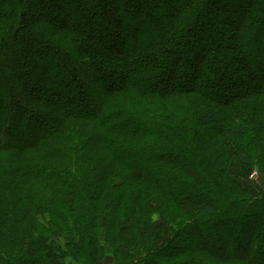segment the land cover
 I'll return each mask as SVG.
<instances>
[{"label":"trees","instance_id":"trees-1","mask_svg":"<svg viewBox=\"0 0 264 264\" xmlns=\"http://www.w3.org/2000/svg\"><path fill=\"white\" fill-rule=\"evenodd\" d=\"M154 1L0 0V264H264L259 4Z\"/></svg>","mask_w":264,"mask_h":264},{"label":"rangeland","instance_id":"rangeland-1","mask_svg":"<svg viewBox=\"0 0 264 264\" xmlns=\"http://www.w3.org/2000/svg\"><path fill=\"white\" fill-rule=\"evenodd\" d=\"M156 1H158L159 3H161L166 8V10H171V9H173V6L174 5L181 4V0H155L154 2H156ZM226 1L228 2V4L227 5L225 4V5L227 6L228 9H227L226 12H223L222 15L224 17L234 18L233 17V14H232V11H230V9L237 8V6H236V0H226ZM255 1H256L257 4H259V11L258 10H254L255 11L254 12L255 14L252 11L251 12L249 11L250 15H254V16L251 17V20H249V22H252L253 21V25L251 26L250 24H247L246 26L251 27L250 28L251 30H257V31H259V38H255L253 40V42H251V43H255L256 45L258 44V47H259V44H261L260 45V50L261 51L263 50V53L260 54V56H259V52L258 53H255V54H253L251 56H249L251 58V65L253 67H255V66L259 67V60L260 59H263V57H264V8H262V4H263V1L262 0H255ZM73 4H74V0H68L67 7L70 10V14H71L72 20H77L76 18L78 16H80V14H77V9L76 10L74 9L75 7H73ZM94 4H95V0H91V2H90V9L91 10L93 9ZM125 7H126V4H125ZM156 12H158V11H155V13ZM110 17L113 18L114 15L113 14H110ZM157 17L158 16H156V18ZM256 22H257V24H256ZM141 29L143 30V32L142 31L139 32V40H141V42H142L143 41V36L144 37L145 36H149L150 33L147 34V32H146L148 30L147 29V25L142 26ZM2 78L0 77V82H2L3 79H5V78H3V79ZM212 78H215L214 73H211L210 71H208V74L206 75V79H210V80H209V82L206 83L205 90H208V93L209 94H217V92L214 91L215 90V84H214L213 81H211ZM14 91L15 90L9 91L8 93L10 95H14V93H13ZM257 91H259V90H257ZM207 136L209 138V135H207ZM209 139H211V137ZM209 145H207L205 147V149H204V151L206 152V155H207V153H209V157H206V160H209V159L211 160V159H213L217 155V153H214L213 152V150H215V147L214 146L212 147V149H210L209 152H207L208 151V148H209ZM225 149H227V147ZM212 153H214L215 156L212 157ZM182 154H183V156H188L189 155L188 153H185V152H182ZM201 159L202 158H199L197 162H200ZM251 184H254V185L251 188L250 195L251 196H257V197H259V192L264 191V177L262 179H260V177H259L256 169L249 176V182L245 183L246 186H250ZM214 192H215V190L213 188L212 194ZM212 194H210V196ZM210 196H209V198H210ZM146 199H149L150 200L151 199V196H148ZM159 205H167V206H169L168 205V202L167 201L165 202V200L159 201ZM230 210H235V209H232V207H231ZM164 211H167L166 207L164 208ZM174 212H177V211H174V209H173L170 212V214H174ZM183 215L184 214H182V212H179L177 216H179V219H181L183 217ZM220 215H222V214H220ZM223 215H225V214H223ZM239 216H243V215L237 214V213L236 214H231V218L235 217L236 219H240ZM210 219H211V217H203L199 224H204V223H206V221H208ZM153 222L154 223H160V222H162L161 215L155 214L153 216ZM244 224H245V221L244 220H242V221L229 222L228 223V226H227V233L223 234L222 236L219 235L221 241H223V242H221L219 239H217V237H214L213 238L214 241H211L210 240V242L213 245H216V246H218L219 243H225L227 245V243H229L230 241H232V243L233 242L235 243V241L237 240V238H241L245 234V232H246L245 227L248 224L247 225L246 224L244 225ZM176 226H178V227L181 228V226H179L178 224H176ZM213 229L215 230V227ZM184 236L185 235H183V237ZM226 239H228L229 242ZM185 245H189V243L188 244H185ZM258 246H259V243H258ZM190 247H192V246L190 245ZM257 251H259V249H257ZM188 255H189V252H179V255L173 257L172 261H173V263L175 261H178L180 263H184L185 261H187V258L191 259V257H189ZM153 260L156 261L158 259L153 258ZM102 261L100 262V260H98V264H109V260L107 262H102ZM73 263H75V264H91L89 262V260H84V259H80L78 261H73ZM163 263H165V262H163ZM139 264H148V262L147 261H145V262L143 261V263H139Z\"/></svg>","mask_w":264,"mask_h":264}]
</instances>
